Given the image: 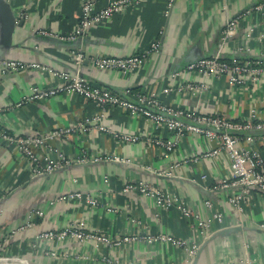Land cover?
I'll return each instance as SVG.
<instances>
[{"label": "crops", "instance_id": "0c3cea01", "mask_svg": "<svg viewBox=\"0 0 264 264\" xmlns=\"http://www.w3.org/2000/svg\"><path fill=\"white\" fill-rule=\"evenodd\" d=\"M110 1L99 0L98 8ZM263 1L177 0L168 10L167 0H139L136 6L93 25L82 37L77 35L81 0H8L22 26L16 28L12 46L8 47L3 43L0 18V62L34 64L39 68L6 72L0 66V129L28 138L93 120L100 113L96 104L77 94L63 93L17 105L30 96L33 87L62 86L64 80L59 73L74 77L75 52L88 58H127L145 55L154 43L158 44L157 51L143 58L135 72L101 71L86 60L80 73L92 87L114 94L127 90L132 94L155 93L162 102L176 108L220 115L236 122L249 121L257 110L264 120V82L232 86L225 77L205 81L196 74L177 76L189 62L216 54L226 24L232 19H239L238 29L224 48V59L264 60V8L254 10ZM70 36L75 39L68 40ZM204 81L208 90L202 96L177 92L185 82ZM101 124L112 132L138 136L140 140L124 144L92 124L93 129L88 126L49 141L50 149L32 147L43 159L56 161L62 152L70 161L52 174L37 178L32 177L28 162L15 147L0 143V241L9 238L0 249V262L188 264L184 252L162 243L134 242L121 248L101 244L96 250L92 242L35 241L41 232L61 230L82 221L87 231L111 237L147 232L195 241L201 249L204 246L197 264H264V232L259 229L264 224V193L252 191L242 203L243 212H234L229 200L239 188L217 189L232 180L227 153L204 157L219 149L217 143L186 135L169 153L152 141L174 140L173 134L167 129L155 130L144 118L133 119L120 108L108 109ZM259 135L257 131L243 133ZM254 146L264 155L263 142L257 140ZM108 156L121 162H79ZM140 182L177 198L203 218H210L212 212L223 214L224 223H214L215 230L244 229L225 238L204 240L199 230L189 227L178 206L164 211L149 196L124 192L128 184ZM77 192L83 194L82 200L68 199L69 194ZM60 197L67 199L58 201ZM87 197L95 204H89ZM207 201L212 202L213 211L206 208ZM36 210L43 215L34 217L35 224L16 232ZM134 220L141 226H136ZM48 252H58L59 257H51Z\"/></svg>", "mask_w": 264, "mask_h": 264}, {"label": "built area", "instance_id": "2783aa9c", "mask_svg": "<svg viewBox=\"0 0 264 264\" xmlns=\"http://www.w3.org/2000/svg\"><path fill=\"white\" fill-rule=\"evenodd\" d=\"M99 0H81V18L78 25L77 35L84 37L93 25L101 24L115 15L132 8L137 5L139 0H111L103 8H98ZM177 0H167V9L171 10ZM264 1L255 6L254 10L262 11ZM239 19L229 20L221 37V43L216 54L212 57L201 58L192 62L177 74H196L204 78L225 77L228 83L232 86H243L247 84H259L264 82V60H244L232 59L230 61L224 59L223 52L226 44L236 35ZM45 35L49 33L43 32ZM68 40H74L75 36H70ZM158 44H152L151 50L142 56H132L127 58L122 57H91L88 58L82 52H75L74 61L76 64V74L70 77L69 74L59 73V77L64 80L62 86L52 88L33 87L30 96L22 100L17 106L20 107L24 103L32 100H47L58 94H77L83 98L96 104L99 109V114L93 120H87L86 123H78L77 126L68 129H59L45 136L34 137H17L9 134L7 131L0 129V143L8 146H13L21 153L29 164L32 177L37 178L43 175H50L58 169H61L70 164V161L62 153H58L59 159L52 161L43 159L39 154L32 151V147L39 148L46 146L50 149L48 142L56 138H61L69 134L76 133L80 129L86 127L103 132L110 133L121 143L132 144L137 143L140 138L138 136L115 133L102 124V117L110 108H120L125 110L129 117L133 119L144 118L147 122L153 125L155 130L167 129L175 136L174 140H159L152 141L163 147L167 152H173L179 146L180 142L186 135L203 137L208 142H215L219 145V149L205 154L204 157H214L226 152L230 159V170L232 180L223 182L217 189H227L230 187L239 188L238 194L229 200L234 212L242 213V203L249 198L252 191L258 190L264 193V155L256 144L259 140L264 144V120H261L257 110L252 112L251 118L246 122H236L227 117L220 115H205L197 112L176 108L162 102L155 93H133L130 91L114 94L104 88H94L81 75L80 67L89 60L91 64L101 71H117L123 74L135 72L142 62V59L150 53L157 51ZM3 71L18 72L28 71L39 68V66L30 64H20L14 61L0 62ZM195 83L185 82L177 87L179 94L185 95H200L202 96L208 90L206 82ZM170 90H165L169 93ZM0 109V113H1ZM94 124V127H90ZM87 129V128H86ZM257 131L260 132L258 137L243 136V133ZM121 162V159L114 157L95 158L92 160L81 159L80 163L87 162ZM206 180V176H202ZM124 192H138L142 195L153 198L158 207L166 211L173 207H177L182 213L185 220L189 222V227L193 231H200L204 240H208L217 231L213 227L214 223L222 225L224 216L221 213L215 212L210 218H203L199 213L192 211L186 204L179 201L177 198H172L159 190H154L146 183H131L125 186ZM67 197H60L58 201L66 200ZM68 199H83V194L77 192L69 194ZM89 204H95L92 198H86ZM205 206L208 210L213 211V204L207 201ZM43 212L33 211L30 213L29 220L25 225L21 226L16 232L24 231L32 227L35 223L34 217L42 216ZM136 226H141V222L134 220ZM225 229V228H224ZM259 229L264 232V224L259 226ZM14 232V234L16 233ZM13 234V235H14ZM12 235V236H13ZM11 236V237H12ZM10 237V238H11ZM72 240L80 243L92 242L97 250L101 244L111 248H121L126 244L134 242H146L148 244H166L171 245L177 250L184 252L187 256L188 264H192L200 251V246L195 241H186L182 238H177L171 235L164 234H135L111 237L102 233L87 231L86 225L82 222L69 224L61 230H49L39 233L35 241H58ZM9 238H4L0 241V249L8 244ZM47 255L58 258V252H48ZM66 257V255H64ZM110 262V261H109Z\"/></svg>", "mask_w": 264, "mask_h": 264}, {"label": "water", "instance_id": "95a60500", "mask_svg": "<svg viewBox=\"0 0 264 264\" xmlns=\"http://www.w3.org/2000/svg\"><path fill=\"white\" fill-rule=\"evenodd\" d=\"M0 18H1V22H2L3 43L6 46L10 47V46H12L13 35L15 33V30L18 26H22V22L20 24L18 23L17 16L12 11L11 5L8 3V0H0ZM195 61H192V62H195ZM192 62H189V64ZM240 229L243 230L244 228H242V227L225 228V229L220 230L217 233H215L207 241H212L215 238H217L218 236L225 238V237L229 236V234L231 232L241 231ZM203 248H204V246L202 247V249ZM202 249L200 248L198 255L194 259V261H193L194 264H197L199 256L201 255V253L203 251ZM0 264H5V263L0 262Z\"/></svg>", "mask_w": 264, "mask_h": 264}, {"label": "bare ground", "instance_id": "6f19581e", "mask_svg": "<svg viewBox=\"0 0 264 264\" xmlns=\"http://www.w3.org/2000/svg\"><path fill=\"white\" fill-rule=\"evenodd\" d=\"M6 259V258H5ZM4 262H6V261H4ZM12 264H14V263H12Z\"/></svg>", "mask_w": 264, "mask_h": 264}]
</instances>
